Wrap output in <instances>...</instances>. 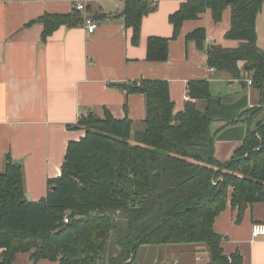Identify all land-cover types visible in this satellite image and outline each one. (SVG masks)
I'll return each mask as SVG.
<instances>
[{"label": "trees", "instance_id": "16d2710c", "mask_svg": "<svg viewBox=\"0 0 264 264\" xmlns=\"http://www.w3.org/2000/svg\"><path fill=\"white\" fill-rule=\"evenodd\" d=\"M263 7L264 0H188L170 15L177 37L184 21L209 11L218 25L231 9L224 34L231 45L205 46L206 28L187 39L206 50L209 66L227 74L230 87L247 91L252 80L256 104L249 105L247 92L232 100L213 95L208 79H193L184 109L175 113L167 80L123 83L127 93L146 96L143 127L108 109L82 114L77 127L85 134L69 142L61 175L36 201L26 195L21 164L8 155L0 172V264H14L20 254L32 264H134L143 245L183 243L205 246V264H243L240 251L224 252L227 238L215 230V219L229 201L239 218L248 205L264 203V48L257 32ZM155 9L150 0H126L122 16L133 43L144 15ZM38 21L45 43L60 26L82 25L85 18L74 7ZM169 41L150 37L147 58L166 60ZM215 122L222 123L217 130ZM241 128L242 144L231 159H217V139H233Z\"/></svg>", "mask_w": 264, "mask_h": 264}, {"label": "crops", "instance_id": "0c3cea01", "mask_svg": "<svg viewBox=\"0 0 264 264\" xmlns=\"http://www.w3.org/2000/svg\"><path fill=\"white\" fill-rule=\"evenodd\" d=\"M79 1L86 3L81 14L95 19L96 30L89 33L84 24L62 25L44 43V27L38 18L45 13H69ZM186 1L160 0L155 10L144 15L139 42L133 43V28L122 16L126 0H0V172L5 169L8 155L19 162L29 199L46 196L51 182L61 175L69 142L85 134L77 127L82 114L103 115L108 109L116 118L128 115L136 129L143 127L147 115L145 94L127 93L121 84L167 80L176 113L185 107L190 80L208 79L211 84L217 75L228 80L227 74L209 70L206 50L188 40L187 35L206 28L205 46L225 44L231 9L225 11L218 25L212 22L209 11L186 20L179 35L173 37L170 15ZM152 36L170 39L166 60L147 58ZM210 90L216 95L211 86ZM243 92H247L250 106L257 103L258 93L249 85L247 91L238 84L228 94L218 95L236 100ZM221 125L215 122L212 128L217 130ZM243 132L245 128L239 129L233 139H217V159H231L242 144ZM255 222H264L263 202L248 205L239 218L238 208L229 201L215 219V230L227 238L222 243L224 252L231 255L240 251L243 264H264V236H252ZM171 247L176 248H160L154 264L170 252L171 264H205L209 259L203 245L183 243ZM14 264L32 262L27 254H20Z\"/></svg>", "mask_w": 264, "mask_h": 264}, {"label": "rangeland", "instance_id": "374dc122", "mask_svg": "<svg viewBox=\"0 0 264 264\" xmlns=\"http://www.w3.org/2000/svg\"><path fill=\"white\" fill-rule=\"evenodd\" d=\"M257 32H258L259 44L261 45V47L264 48V7L257 19ZM219 38L223 39V37H219ZM224 43L231 45V42L229 41H225ZM210 86L212 89H214L213 93H215L216 95H218L219 93L226 95L230 92L232 88L230 87L229 83L226 80L220 77V75H217L213 78ZM171 246H175V245H163L162 247L161 245H143L138 250L134 264H151V263L154 264L153 259L157 255L158 250H160V248H165V247L169 250L171 248H176ZM168 254H171V252L165 253L163 255V260L161 258L159 264H171V261L173 262V258L171 257L169 258ZM46 264H58V263L47 261Z\"/></svg>", "mask_w": 264, "mask_h": 264}, {"label": "built area", "instance_id": "2783aa9c", "mask_svg": "<svg viewBox=\"0 0 264 264\" xmlns=\"http://www.w3.org/2000/svg\"><path fill=\"white\" fill-rule=\"evenodd\" d=\"M159 2H160V0H150V3L153 7H157L159 5ZM75 7L79 10H85L86 9V3L82 2V1L76 2ZM84 25H85V27L89 33H93L96 30L98 24L95 21V19L92 18V16H86ZM209 70L211 72H214L216 70V68L213 66H209ZM247 83H248V85H251L252 80L247 79ZM236 86H237V84H235V83L231 84L232 88H235ZM184 98L189 99V94L188 93L185 94ZM64 222H69L68 216H66L64 218ZM252 236L255 238L259 237V236H264V222L253 223V225H252Z\"/></svg>", "mask_w": 264, "mask_h": 264}, {"label": "water", "instance_id": "95a60500", "mask_svg": "<svg viewBox=\"0 0 264 264\" xmlns=\"http://www.w3.org/2000/svg\"><path fill=\"white\" fill-rule=\"evenodd\" d=\"M54 187V186H53Z\"/></svg>", "mask_w": 264, "mask_h": 264}]
</instances>
